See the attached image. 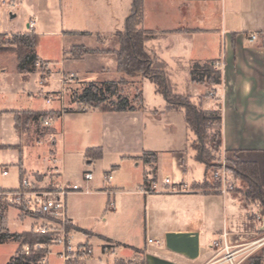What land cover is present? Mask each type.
Returning <instances> with one entry per match:
<instances>
[{
  "label": "crops",
  "instance_id": "1",
  "mask_svg": "<svg viewBox=\"0 0 264 264\" xmlns=\"http://www.w3.org/2000/svg\"><path fill=\"white\" fill-rule=\"evenodd\" d=\"M4 1L7 0H3V4ZM13 1L17 4V0ZM20 1L30 21L27 24L29 29L0 31V34L35 33L39 37L36 46L38 49L45 36H59L65 41L67 37L77 34L69 33L72 31L80 32L83 37L100 33L116 35L124 26L133 0H124V5L114 0H81L85 29L67 32L58 23L62 0ZM33 3L36 5L35 13H32ZM154 8L158 10V23L153 22L150 25L148 21ZM11 16L15 17L16 14ZM142 25L146 29L159 32L145 39V48L163 66L167 80L174 85V89L171 87L174 93L188 95L195 101L202 95L205 83L192 81V64L209 60L222 62V82L216 86L218 107L222 111L221 145L224 149L235 152L242 161L255 162L264 184V0H144ZM251 33H257L258 38L250 41ZM64 48L59 58L46 59L37 54L42 63L48 64L51 69L46 76H42L39 71L20 72L16 55L7 51L0 52V104H3L0 107V119L5 123L4 127L0 125V145H21V148L25 145V138L24 142L21 140L24 131L21 130L20 133L15 127L16 114L19 111L57 115L64 109L68 88L64 80V69L74 68L73 65L67 66L72 61L67 59L71 48ZM102 55L113 53H86L77 60ZM10 64L13 68L12 74L9 72ZM90 70L105 72L106 68L100 66ZM136 77L140 87L147 82L153 83L147 76ZM108 80L114 79L100 74L98 79L92 81ZM46 85L50 89L44 90ZM153 85L151 103H148V98L140 88L141 105L134 103L135 110L101 111L94 107L87 110L64 109L62 119L56 120L50 126L53 130H59L48 148V153L54 150L56 161L62 162V166L57 165L58 171L54 172L57 175L43 177L42 173L49 165L43 171H27L20 161V183L25 177L35 185L43 187L57 186L63 180L70 181L63 163L69 154L67 136L73 135L75 142L71 147L78 151L75 154L81 153L84 158H88L85 153L87 148H101V157L89 158L87 163L94 164L101 160L107 164L103 168L104 174L108 172V168L119 169L120 165L115 162L121 157L133 161V167L137 169L142 167V163L145 164L142 170L147 173L142 175L139 187L152 189L156 184L157 190L151 193L137 189V192L145 195V205L120 212L118 231L97 233L106 238V242L116 246L118 258L144 261V264H208L216 252L211 243L224 230L228 233L229 244L252 245L253 252L249 257L253 256L264 246V208L256 200L247 199L241 191L222 193L198 185L206 176V168L203 162L196 159L190 147L193 134L186 121L185 109H167V100L156 90L154 83ZM180 85H185L187 91H179ZM50 93L60 94V99L55 98L48 103L46 97ZM75 104L72 102L70 106ZM212 107L213 104L203 108ZM40 125L43 126L40 118L38 124H28V128L32 127L30 129L36 143L43 142L38 137L42 139L48 134L47 131L41 136L43 131ZM2 129L5 132L13 131L17 137H3ZM58 136L61 145L57 143ZM83 138L86 140L84 144ZM35 142L32 141V145ZM144 151L156 152L157 160L154 163H145L141 158ZM53 165L56 166L54 163ZM150 170H153V174L149 175ZM166 176L170 180L167 184L164 183ZM98 187L106 189L102 193L113 191L105 182L104 175L102 184ZM18 215L21 220H26L20 212ZM69 215L75 222L76 233L86 237L93 234ZM5 218L10 232H23L11 230L7 213ZM140 220L144 223V231H139ZM34 225L35 221L32 220L30 228L24 231L33 230ZM152 227L159 234L155 238L158 243H148L147 238H153L149 235ZM142 234L145 238L143 243ZM168 234L195 235L176 238L175 243L170 246L167 242ZM86 241L90 243L89 239ZM162 242L174 252L178 260L171 263L160 253H147L149 246L160 245ZM102 245L98 247V251Z\"/></svg>",
  "mask_w": 264,
  "mask_h": 264
},
{
  "label": "rangeland",
  "instance_id": "2",
  "mask_svg": "<svg viewBox=\"0 0 264 264\" xmlns=\"http://www.w3.org/2000/svg\"><path fill=\"white\" fill-rule=\"evenodd\" d=\"M0 0V31H20L22 29L28 30L29 27L27 24L30 22L27 18L25 12L23 11V6L20 0H17V7L14 10H10L7 8L3 2ZM115 2L119 3L122 2L124 5V0H114ZM88 2H91L89 0ZM106 6V5H104ZM83 8L81 0H62L61 3V13H60V20L59 26L64 31H72V30H84L85 28V19L82 15ZM152 15L149 18L148 24L150 23H158V16L156 8L152 9ZM36 12V5L32 4V13ZM16 14L15 17H12L11 14ZM32 20L34 18L32 17ZM171 23H173L171 21ZM151 25V24H150ZM112 34V33H111ZM110 33H100L94 34L91 36L83 37L80 33L73 35L72 37H67L65 41H62L59 36H52L47 37L45 36L42 42L39 44L38 49H36V53L46 59H52L56 57H60L64 47H70L74 45H86L92 48H99L102 50H108L107 53H112L111 51L117 49L119 47L118 39L116 35H111ZM14 34L12 33H2L0 34V47H8L11 46V41L13 39ZM194 39V36L193 38ZM12 60V57H9ZM153 58V57H152ZM67 59L72 60L67 63V66H72V69H64V80L67 84V93L65 95V110H70V108H78L82 109L86 107L90 109L91 107L84 104H75V106L71 107L72 104V96L73 93L76 91L81 90L82 86L89 81L98 79V76L101 74L102 76L108 79H114L116 82H119L118 88L121 94L129 96L133 100L136 105H141V90L145 93L146 97L148 98V103H151L150 96L153 92V83L147 82L145 85L140 87L139 79L136 76H129L124 72H121L117 68V61L116 55H102V56H93L89 57L85 60H77L78 58L74 55L71 49L68 51ZM76 59V60H75ZM74 60V61H73ZM155 65L158 63L153 59ZM116 63V65H115ZM104 67L106 68L105 72H99L95 70H90L97 67ZM56 69V68H55ZM50 68L48 64L40 63L37 66V71H39L42 76H46L48 72H50ZM11 74L13 72V68L10 64V71ZM79 72V73H78ZM40 78V75H38ZM168 86L174 89V85L169 83L167 80ZM37 84V82H36ZM218 84H214L211 82L205 83L202 89V95L198 96L195 101L190 98V96L185 94H179L182 98L181 99H174L173 103L176 101L180 103H185V100L188 99L190 102L201 106L207 107L213 104L214 107L218 108L219 106V98L216 92V86ZM53 87V86H52ZM50 89L49 86H45L44 90ZM179 91L186 92L187 88L185 85H180L178 87ZM207 92V93H205ZM57 94V93H50ZM205 94H207L205 98ZM49 96V95H48ZM47 96V97H48ZM178 104V103H176ZM2 103L0 107H2ZM25 112L27 111H19V126L24 133L22 135L24 137H20V139L24 142V138L26 140L25 145L21 148V145H0V172L3 167H8L9 175L2 176L0 174V187L5 189H15L20 186V161L23 162L27 171L29 170H45V166L49 165L47 170L42 173L44 176L53 177L57 175L56 168L58 166H62L61 161H56V156L54 155V150L48 153V148L51 147L52 141L54 139V135L59 132L58 129H51L52 127H43L40 125L41 136L43 137L39 140L43 142H35L36 140L32 137L31 129L28 128V124H25ZM4 121L0 119V125L4 127ZM46 128V129H45ZM45 129V130H44ZM50 129V130H48ZM219 130H220V123L218 121H213L208 125L206 129V133L208 135L207 141V148L210 151V157L205 164L206 168V176L204 177L203 181L199 183L200 187L206 188L209 190H217L223 187L222 181L219 178L215 177V174L219 171L228 172L230 175V182L233 184L232 191L234 192H243L245 197L249 200H256L263 208L264 206L258 199L253 197L246 196L247 192V183L244 179L238 176L230 166H233L236 162L241 160L235 152L228 151L222 147L219 142ZM29 131V132H26ZM54 131V132H53ZM2 136L7 138H13L16 135L13 131L5 132L2 129ZM11 134V135H10ZM192 142L190 147L193 153L196 154V151L193 148V143L195 140V135L192 132ZM21 135V134H20ZM19 135V136H20ZM18 136V138H19ZM17 137V136H16ZM33 138V139H32ZM75 138L73 135L67 136L66 139V146H67V154L66 158H64V170L67 173V178L72 183H78L80 185H84L86 182L83 178V173L90 169L95 178L90 180L89 186L90 191L88 192H73L67 198V205L69 214H71L74 219H76L77 223H80L81 226L86 227L89 231L93 232L90 236H84L83 234L77 232L75 234V240L77 242L86 241L89 239L92 246H94L95 254H98V247L106 242V238L101 236L97 233H109L119 230V220H120V212L127 208L131 207H143L145 205V195L143 193L137 192L139 190V183L141 180L142 175L147 173L146 171L142 170V167L145 166L144 163L141 164L142 167L134 168L133 161L124 160L121 157L117 158L115 163L120 165V168H108V171L112 174V180L108 185L111 188L112 193H102L103 190L97 188V186L102 184L104 171L103 168H106L107 164L103 163L99 160L97 163L88 164L87 160L89 158H84L81 153L75 154L77 151L76 148H72L71 145L74 144ZM35 142L36 144L32 145ZM85 138L82 140V144L85 143ZM58 145H61L60 136L57 138ZM81 151V150H80ZM49 159V161H48ZM49 162V163H48ZM56 164V166L53 165ZM55 170V171H54ZM149 170V168H148ZM148 174H153V170L148 171ZM117 183V184H116ZM192 186V185H191ZM190 186V188H191ZM1 207L7 213L9 227L13 231H24L30 228V224L32 222L31 218H26V220H21L19 217L18 209L14 207H8L4 203H0ZM143 221L140 220V227L139 231L143 230ZM153 238H157L159 234L156 231V228L152 227L151 232L149 234ZM149 236V237H150ZM144 234H142V243H143ZM148 239V238H147ZM145 240V238H144ZM143 245V244H142ZM144 246V245H143ZM18 250L23 252V244L21 245L19 242L15 241H7L5 243L0 244V264H6L11 256L15 254ZM36 249L32 247V251ZM38 250V249H37ZM45 251V249H42ZM45 252L46 256V264H63L61 260L54 255H51ZM264 252V246H262L254 255H260ZM147 253H160L165 256V259L170 260L172 263L173 261L178 260L176 255L169 247L162 242L160 245H151L149 246ZM121 261V260H120ZM124 262V261H123ZM136 262L133 259H128V262H124L125 264H132ZM247 262V261H246ZM246 262L244 264H246ZM79 264H103L102 262L96 261H82ZM264 264V263H263Z\"/></svg>",
  "mask_w": 264,
  "mask_h": 264
},
{
  "label": "trees",
  "instance_id": "3",
  "mask_svg": "<svg viewBox=\"0 0 264 264\" xmlns=\"http://www.w3.org/2000/svg\"><path fill=\"white\" fill-rule=\"evenodd\" d=\"M144 19V0H133L131 9L124 21L122 29L116 32L119 47L113 51L116 55L117 68L129 76L142 75L149 77L155 84L156 90L162 93L167 100V109L184 107L185 117L190 130L195 135L193 148L196 151L195 157L198 161L207 164L210 157V151L207 148L208 135L206 129L213 121L221 123V108H203L188 99L185 103L174 99L182 97L174 93L168 86L165 71L161 64L155 65L152 56L145 48V39L155 36L159 33L156 30L146 29L143 27ZM69 33H80L72 31ZM87 33V32H81ZM39 42L37 34L24 33L14 34L11 46L6 48L0 47V52H12L17 57V68L22 73L37 71V62L42 63L36 53V46ZM71 51L78 58L86 53L109 52L99 48H88L84 45H74ZM215 60L205 62H194L190 69L192 81L197 83H214L221 84L222 71L214 67ZM119 82L108 80L103 82L89 81L86 82L81 90L73 93L72 102L84 104L90 107L99 108L101 111H126L135 110L136 106L131 98L120 93L118 88ZM25 124L39 123V118L48 112H25ZM19 115L16 114L15 127L21 133L19 126ZM221 144V129L219 130ZM86 156L90 159L99 158L102 155L101 148L90 147L86 150ZM141 158L145 163H154L157 160V153L154 151H144ZM231 169L247 183L246 196L258 199L264 206V184L262 183L258 166L252 161L239 160ZM1 203V202H0ZM0 217L2 218L1 226L7 229V220L4 210L0 204ZM49 237L39 234L34 230L23 232H10L8 229L5 233L0 234V244L7 241H15L22 244L45 243ZM45 255L42 249L35 250L30 255H26L20 250L11 256L6 264H39L41 258ZM144 261H136L132 264H144ZM264 252L260 255H254L248 258L246 264H263ZM66 264H79L78 261L72 260ZM116 264H125L118 260Z\"/></svg>",
  "mask_w": 264,
  "mask_h": 264
},
{
  "label": "built area",
  "instance_id": "4",
  "mask_svg": "<svg viewBox=\"0 0 264 264\" xmlns=\"http://www.w3.org/2000/svg\"><path fill=\"white\" fill-rule=\"evenodd\" d=\"M9 9L17 6L13 0L4 1ZM258 38L257 33L249 35L250 41ZM37 66L40 62L36 63ZM221 61H215L214 67L221 69ZM55 98L60 99V94H53L46 97V101L51 103ZM63 110L60 114H46L40 116V121L43 126L50 127L56 120H61ZM82 110H87L83 107ZM56 162V160H55ZM58 171V168H56ZM0 174L2 176L9 175L8 168H2ZM216 178L222 181L223 187L217 189L222 193L232 191L233 184L230 182V175L228 172L219 171L215 174ZM85 180L84 185L72 183L63 180L59 185L54 187H43L35 185L30 179L22 178L20 186L15 189H5L0 187V202L6 204L8 207L18 209L20 215L25 218H31L35 221L33 230L39 234L49 237L45 243L23 244V252L30 255L32 247L37 249L49 250L48 253L57 256L63 264L72 260L78 262L82 261H96L103 264H116L118 260L128 262V258H118L116 256V246L110 242H106L95 254L94 246L88 241L77 242L75 240L76 225L73 218L68 213L67 198L73 192H88L90 191L89 181L94 178V173L87 170L83 173ZM104 180L108 184L112 180V174L108 171L104 174ZM169 177L164 178V183H169ZM144 193H151L156 191V184L152 189L140 187ZM1 210V208H0ZM2 218L0 217V234L7 231L1 226ZM227 231L224 230L220 237L213 240L212 248L216 250L215 255L208 264H243L245 260L252 254L253 247L249 243H238L235 245L229 244L227 241ZM155 238H148V243H158ZM39 264H46V256L44 255Z\"/></svg>",
  "mask_w": 264,
  "mask_h": 264
},
{
  "label": "water",
  "instance_id": "5",
  "mask_svg": "<svg viewBox=\"0 0 264 264\" xmlns=\"http://www.w3.org/2000/svg\"><path fill=\"white\" fill-rule=\"evenodd\" d=\"M194 235L195 234H168L167 242L169 243L170 246H172L173 243H175L176 238L189 237Z\"/></svg>",
  "mask_w": 264,
  "mask_h": 264
}]
</instances>
